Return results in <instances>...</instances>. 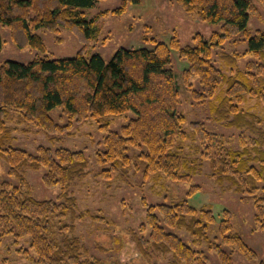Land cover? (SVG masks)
Returning a JSON list of instances; mask_svg holds the SVG:
<instances>
[{"label": "trees", "instance_id": "trees-1", "mask_svg": "<svg viewBox=\"0 0 264 264\" xmlns=\"http://www.w3.org/2000/svg\"><path fill=\"white\" fill-rule=\"evenodd\" d=\"M98 1L0 0V51L2 26L14 28L27 45L41 52L47 50L36 32L41 28L56 32L72 29L85 44L72 56L37 54L28 62L9 59L0 66V157L9 163L10 176L19 181L0 185V245L9 236L17 241L26 238L34 256L32 264H119L89 255L75 232L77 220L86 217L105 225L114 223L103 214L79 210L71 188L89 172L85 151L39 146L31 153L8 143L11 132L6 119L11 107L22 120L36 119L47 129L64 128L50 118L53 109L62 107L69 126L72 118L80 121L90 117L106 131L103 147L96 153L98 174L111 178L119 169L125 172L134 157L145 177L153 174L156 181L164 177L190 184L184 197L171 202L153 203L142 197L145 218L137 231L132 230V237L147 263L155 254L172 252L174 264H209L206 252L200 249L203 245L216 252L222 264H235V250L256 259L257 252L235 228L232 210L216 213L210 204L198 207L191 201L202 191L194 177L208 162L210 177L250 200L256 210L255 221L264 229V31L251 32L249 28L251 14L256 11L252 0H179L187 12L220 25L219 30L210 37L196 32L193 43L185 45L177 35L167 43L144 35L153 48L119 47L108 60L88 50L100 29L97 18H89L87 10ZM126 2L114 14L126 11ZM234 35H241L247 45L243 54L222 51L229 39L235 43ZM172 50L188 61L183 82L193 101L209 102L216 121L239 129L237 139L210 128L205 121H188L181 109ZM246 54L254 60L240 69L237 61ZM193 77L199 79L200 89ZM8 82L15 86L6 96L3 89ZM18 82L21 88H17ZM129 111L135 116L120 130H111L110 118ZM236 141L238 147L234 146ZM26 168H46L44 182L48 187L60 186L59 196L34 197ZM179 230L189 233L191 243L178 234ZM28 249L17 251L26 250L29 255Z\"/></svg>", "mask_w": 264, "mask_h": 264}, {"label": "rangeland", "instance_id": "rangeland-1", "mask_svg": "<svg viewBox=\"0 0 264 264\" xmlns=\"http://www.w3.org/2000/svg\"><path fill=\"white\" fill-rule=\"evenodd\" d=\"M124 0H99L94 8L87 10V16L96 17L100 29L99 37L88 45L91 53L99 52L105 59L115 53L119 47H149L154 45L143 39L144 35L154 36L159 41L169 42L173 35H177L181 42L192 44V37L196 32H202L210 37L211 33L219 30L220 25L211 24L199 20L194 13L187 12L179 0H140L139 3H131L126 0L127 10L114 14V10L121 7ZM256 11L251 14L249 28L251 32L264 31V0H252ZM46 43V51L41 52L27 45L24 37L15 32L14 28L1 27L3 47L0 51V66L9 59L28 62L37 54L51 58L75 55L84 48V42L78 33L69 28H61L58 32L48 29H38ZM176 33V34H174ZM229 39L224 53L233 54L234 51L246 52L247 45L242 41L241 35H234L233 42ZM172 68L175 70L180 86L182 99L181 109L187 115L188 121L202 120L212 129L228 137L237 139L240 131L235 127L226 126L225 121H216L211 114L209 102L198 104L190 96L184 86L183 72L188 67V61L179 56L178 51L172 50ZM254 58L250 54L243 55L237 61V67L244 69L249 61ZM225 66L226 64L223 63ZM228 68V67H226ZM195 87L200 89L199 79L193 77ZM9 83V82H8ZM16 85L21 88V83ZM9 83L4 87V95L12 94ZM17 92V91H16ZM15 95H19L16 93ZM16 97V96H15ZM252 104V103H251ZM20 113L13 107L10 109L6 122L10 128L8 143L15 147L36 153L39 146L60 147L64 146L72 150H84L90 160L89 173L77 180L73 186V194L77 197L79 210L89 209L92 214H103L113 220V224L105 225L98 220L86 217L77 220L76 234L88 247V254L107 261L117 260L119 264H174L173 253L155 254L147 263L145 255H142L132 237V230L137 231L145 218V209L142 205V197L150 202H171L181 199L189 190V183H178L161 177L156 181L151 174L145 177L143 170L137 168V160L133 157V164L125 172L118 170L111 178L98 174L99 166L96 153L102 148L106 131L99 128L96 119L87 117L77 121L72 118L69 126V118L62 107L50 112V118L64 128L47 129L35 120H22ZM133 111L110 118V129L120 130L121 127L134 117ZM21 122V123H18ZM238 147L237 141L234 143ZM133 154V152H132ZM9 163L4 157H0V185L9 181L19 184V181L9 174ZM46 168H26L25 175L30 184L31 194L38 199H54L59 196L60 186L48 187L43 179ZM194 182L201 185L202 191L191 199L192 203L200 207L209 205L216 213L225 208L233 211L235 228L243 235L245 241L257 252L256 259H251L235 250L232 258L235 264H264V229H261L255 221V207L250 200L242 199L233 189L222 187L210 177L208 162L201 174L195 175ZM264 184V183H262ZM178 234L188 243L192 238L188 232L179 230ZM215 236V233L212 234ZM99 246L106 248L100 249ZM18 248L28 249L29 242L26 238L16 240L9 236L0 245V264H32L34 257L29 251H17ZM200 249L208 256L209 264H222L216 252L208 250L206 245ZM230 251L232 247H225Z\"/></svg>", "mask_w": 264, "mask_h": 264}, {"label": "bare ground", "instance_id": "bare-ground-1", "mask_svg": "<svg viewBox=\"0 0 264 264\" xmlns=\"http://www.w3.org/2000/svg\"><path fill=\"white\" fill-rule=\"evenodd\" d=\"M89 173V172H88Z\"/></svg>", "mask_w": 264, "mask_h": 264}]
</instances>
